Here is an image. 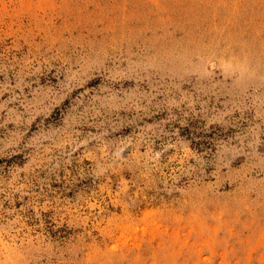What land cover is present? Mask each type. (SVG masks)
I'll list each match as a JSON object with an SVG mask.
<instances>
[{"label": "rangeland", "instance_id": "1", "mask_svg": "<svg viewBox=\"0 0 264 264\" xmlns=\"http://www.w3.org/2000/svg\"><path fill=\"white\" fill-rule=\"evenodd\" d=\"M0 264H264V0H0Z\"/></svg>", "mask_w": 264, "mask_h": 264}]
</instances>
